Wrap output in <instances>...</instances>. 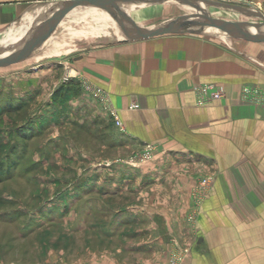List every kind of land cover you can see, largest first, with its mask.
<instances>
[{
    "label": "rangeland",
    "instance_id": "obj_1",
    "mask_svg": "<svg viewBox=\"0 0 264 264\" xmlns=\"http://www.w3.org/2000/svg\"><path fill=\"white\" fill-rule=\"evenodd\" d=\"M211 1L226 6L197 2L195 9L191 0H148L149 7L131 15L142 28L184 15L262 23L253 13L264 16V0ZM115 5L127 7L125 1ZM69 16L80 19L77 27L88 33V39L75 44L117 42L103 39L90 15ZM24 20L13 38L32 26L31 17ZM9 30L0 34V45ZM181 34L237 48L264 70V43L215 32ZM47 60L0 66V171L8 172L0 178V264H151L162 250L159 246L182 238L178 222H183L184 203L174 201L172 189L159 184L176 170L151 168L156 156L152 146L137 153L121 146L119 127L90 90L99 92L112 109L110 93L89 82L88 88L72 86L63 67ZM244 95L248 101L262 98L264 106V90L248 88ZM211 189L209 184L207 194ZM206 199L193 203L190 223H196ZM182 252L172 249L170 264Z\"/></svg>",
    "mask_w": 264,
    "mask_h": 264
},
{
    "label": "crops",
    "instance_id": "obj_2",
    "mask_svg": "<svg viewBox=\"0 0 264 264\" xmlns=\"http://www.w3.org/2000/svg\"><path fill=\"white\" fill-rule=\"evenodd\" d=\"M64 1L0 0V34L25 15L26 20L32 15V26L39 24L50 5ZM146 3H126L134 9H122L139 25L131 12L149 7ZM79 23L62 15L31 54L15 64L48 59V65L63 67L70 82L105 89L112 109L103 111L114 121L115 110L123 123V129L116 128L120 145L135 153L152 146L156 160L151 168L176 170L159 184L184 203L183 222H178L182 238L159 246L151 264H170L172 249L189 250L182 264H264V106L262 98L248 101L244 95L248 88L264 90L263 68L250 64L237 48L196 35L75 44L88 39ZM206 83L221 87L225 98L199 105L198 88ZM206 178L212 189L204 196L198 186ZM202 197L207 199L201 213L190 223L193 203Z\"/></svg>",
    "mask_w": 264,
    "mask_h": 264
},
{
    "label": "water",
    "instance_id": "obj_3",
    "mask_svg": "<svg viewBox=\"0 0 264 264\" xmlns=\"http://www.w3.org/2000/svg\"><path fill=\"white\" fill-rule=\"evenodd\" d=\"M123 1L131 3L148 0H68L50 5L46 11L44 20L37 25L31 26L26 32L23 40L16 42V44L4 51H0V66L15 64L30 55L49 34L55 20L61 17L67 9L74 7L96 9L109 16L121 36L116 43L139 42L167 35L181 34L185 31H190L188 29L214 30L219 34H224L232 38H244L264 43V16L260 12L253 13L261 18L262 23L260 24L251 22H231L208 15H184L161 22L150 28H142L130 21L123 9L115 5ZM191 1L194 3V5L191 6L195 9H198L197 7L199 4L197 2L206 5L226 6V4L211 0ZM239 11L249 13L247 9H240ZM131 28H134V30Z\"/></svg>",
    "mask_w": 264,
    "mask_h": 264
},
{
    "label": "bare ground",
    "instance_id": "obj_4",
    "mask_svg": "<svg viewBox=\"0 0 264 264\" xmlns=\"http://www.w3.org/2000/svg\"><path fill=\"white\" fill-rule=\"evenodd\" d=\"M67 10L75 11L76 13L87 14L93 17L96 23L98 24V26H100L99 33L101 34L103 39L115 40V39L121 38V36L119 35L118 31L115 28L114 23L111 21L109 16H107L105 13H102L101 11H98L92 8H82V7H74V8H69ZM68 14L69 13H63L62 15H68ZM28 16L29 15H25L19 22H17L16 24L10 27L7 37L3 40L2 44L0 45V51H4L5 49L12 47L14 44H16V42L23 40L26 32L29 29L25 30L24 32H21L18 36H16V38H13V33L15 32L17 25L24 22L25 21L24 19H26ZM30 16L32 17V15ZM43 17L45 16L43 15ZM32 20L30 21L31 23H32ZM256 24H260V23H256ZM110 30H112L117 37L112 35ZM188 30L201 33V34H209V33H214V32L217 33L214 30H197V29H188Z\"/></svg>",
    "mask_w": 264,
    "mask_h": 264
},
{
    "label": "built area",
    "instance_id": "obj_5",
    "mask_svg": "<svg viewBox=\"0 0 264 264\" xmlns=\"http://www.w3.org/2000/svg\"><path fill=\"white\" fill-rule=\"evenodd\" d=\"M65 80L68 81L69 80V77H65ZM89 85H87V88H88ZM90 88V87H89ZM93 95L98 98L102 104L104 105L105 109L106 110H110V108L108 107V103L106 101V99L99 93V92H95L93 90H90ZM198 94H199V98H198V104L199 105H208L210 103H213V102H220L222 101L224 98H225V92L222 88L214 85V84H203V85H200V87L198 88ZM247 98V97H245ZM132 109H137L139 108L138 105H133L131 107ZM112 117L114 118L115 122H116V125L118 127H120L121 129H123V123L121 122L117 112L114 110L112 111L111 113ZM210 184V181L209 180H203L202 183H201V187H200V194L201 195H207V186H209ZM205 190V192L203 191ZM203 198V197H202ZM188 251H184V253L182 254H176L175 256L172 257L171 259V264H182L183 261H184V256L185 254H187Z\"/></svg>",
    "mask_w": 264,
    "mask_h": 264
},
{
    "label": "trees",
    "instance_id": "obj_6",
    "mask_svg": "<svg viewBox=\"0 0 264 264\" xmlns=\"http://www.w3.org/2000/svg\"><path fill=\"white\" fill-rule=\"evenodd\" d=\"M75 83H77V82L72 81L71 85L74 86ZM77 84H78V83H77ZM7 173H8V172H5V173H4V169H2V170L0 171V178L2 179V178L4 177V175H6Z\"/></svg>",
    "mask_w": 264,
    "mask_h": 264
}]
</instances>
